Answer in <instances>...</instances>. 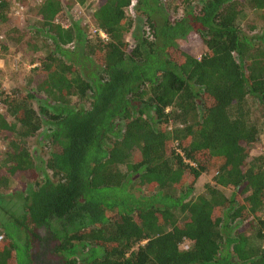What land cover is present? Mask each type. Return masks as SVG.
<instances>
[{
	"label": "trees",
	"instance_id": "1",
	"mask_svg": "<svg viewBox=\"0 0 264 264\" xmlns=\"http://www.w3.org/2000/svg\"><path fill=\"white\" fill-rule=\"evenodd\" d=\"M87 1L40 0L29 36L0 0V50L42 43L27 89H0V190L17 192L0 193V264H29L40 227L61 264H264V153H250L261 127L246 107L264 122V37L241 25L246 9L264 19V0H95L104 38L56 22ZM36 132L42 167L24 145Z\"/></svg>",
	"mask_w": 264,
	"mask_h": 264
},
{
	"label": "rangeland",
	"instance_id": "2",
	"mask_svg": "<svg viewBox=\"0 0 264 264\" xmlns=\"http://www.w3.org/2000/svg\"><path fill=\"white\" fill-rule=\"evenodd\" d=\"M12 0H10L11 2ZM19 3H21L22 9L19 10L14 5H9V13L11 19L14 21V23H19L20 26L24 27V29L29 33L30 36L32 31L36 29L39 25L36 24L35 19V8L40 2V0H16ZM95 3V0H88L83 5H70L69 9L64 8L65 13L59 15L56 18V22H60L63 26H66L70 23V20L77 22L78 26L83 30V33L89 36H94L95 32L93 30V26L90 23L89 19V13L91 9H93V5ZM180 11L177 10V13H172L173 15L179 14ZM70 17V18H68ZM243 31L248 35H261L264 37V19L260 18L257 14V12H252L250 10H245L244 18L241 22ZM27 35V36H28ZM126 40L130 42V37L127 36ZM8 44V48L4 50H0V89L8 92L12 91L14 89H27L26 88V77H27V71L31 68L30 65V59H35V57L39 54V47L42 44L41 38L38 33V36H35L34 39H31L30 46L22 47L19 49V51H16L12 47V45L9 43V41L6 42ZM68 47L74 48V43L70 44ZM192 53L194 55L198 54L199 52V46L197 44L193 45L191 47ZM247 104L246 107L248 108V113L250 118H255L259 121L261 132L259 133V143L256 145L254 149L251 150V154L255 155L258 152L264 153V122L263 118L261 117L262 109L257 104L255 99L248 96L246 98ZM71 102L76 103L77 101L74 100V98L71 99ZM1 140V139H0ZM1 144L5 147L6 141L1 140ZM47 142L46 139H42L41 134L39 132H36L34 135L29 136L24 139V145L27 148L28 152L30 153L32 160L39 166H43V162H45L46 158V146ZM123 169V167H121ZM43 175L50 178V173L48 171L43 172V174H39L38 179L42 178ZM211 181V174H201L198 179L196 180V183L194 184V189L192 192V197L201 194L204 192V185ZM32 183H29L28 187H31ZM12 187L5 190H0V193H3L2 196L5 199L13 198L14 193L12 192ZM18 191V190H17ZM12 194H11V193ZM226 194H229V190H225ZM11 194V195H10ZM21 194V195H20ZM24 193H18V197L14 200V204L12 205V208L10 212L14 215L19 214L21 211L20 205L23 203L22 196ZM7 203V202H6ZM262 219L264 217V210L261 212ZM249 223V222H248ZM242 222L240 223V226L238 229L243 231L245 234L252 233V227L249 226L250 224ZM251 223H253L251 221ZM0 225L5 230H10L11 224L10 221L7 220L6 216L3 215L0 212ZM0 236H3V233L0 229ZM23 235L20 232H16L15 238L17 241V245L19 248H24V243L19 242L23 240ZM30 245L29 250L32 251V253H37L38 250L35 249V241L33 237L31 236L30 239ZM57 244V240H53L50 242V248L49 249V257L47 258L48 261H51L52 263L57 262L59 259L61 260V256L57 253H55L52 249V246ZM186 243L183 242L181 244V247H185ZM38 260V257H37ZM31 264V263H30Z\"/></svg>",
	"mask_w": 264,
	"mask_h": 264
},
{
	"label": "flooded vegetation",
	"instance_id": "3",
	"mask_svg": "<svg viewBox=\"0 0 264 264\" xmlns=\"http://www.w3.org/2000/svg\"><path fill=\"white\" fill-rule=\"evenodd\" d=\"M33 232L39 236L38 238H33L35 241V249L33 250V252H35V250H38V252L35 253L34 255V253H32V251H30L28 248L27 252L29 254L30 263L31 264H61L62 259L61 260L59 259L57 262L54 263L48 261L47 259L49 257L48 251L49 249H51L50 242H52L53 240L49 238L48 234L46 233V229L43 227L34 228ZM53 247L54 246H52V249Z\"/></svg>",
	"mask_w": 264,
	"mask_h": 264
},
{
	"label": "built area",
	"instance_id": "4",
	"mask_svg": "<svg viewBox=\"0 0 264 264\" xmlns=\"http://www.w3.org/2000/svg\"><path fill=\"white\" fill-rule=\"evenodd\" d=\"M10 5L12 6V5H14V6H16L19 10H21L22 9V5H21V3H19L18 1H16V0H12L11 2H10ZM93 30H94V32L95 33H97L101 38H104V34L100 31V30H98V29H95V28H93ZM0 97H1V94H0ZM0 108H1V103H0ZM3 149H4V146L1 144V140H0V153H1V151H3ZM264 218V217H263ZM1 237L2 236H0V239H1Z\"/></svg>",
	"mask_w": 264,
	"mask_h": 264
}]
</instances>
